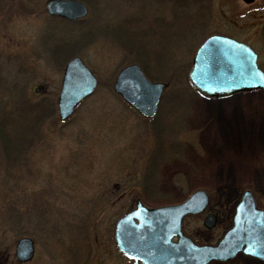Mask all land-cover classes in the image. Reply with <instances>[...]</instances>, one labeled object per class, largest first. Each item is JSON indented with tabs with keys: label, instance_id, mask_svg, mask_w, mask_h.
<instances>
[{
	"label": "rangeland",
	"instance_id": "obj_1",
	"mask_svg": "<svg viewBox=\"0 0 264 264\" xmlns=\"http://www.w3.org/2000/svg\"><path fill=\"white\" fill-rule=\"evenodd\" d=\"M45 1L0 0L1 130L16 138L35 119L41 128L32 147L15 139L11 157L0 147V264H134L117 251L113 225L137 197L157 206L206 190L204 211L182 224L199 244L217 241L243 189L264 210V89L210 98L174 80L156 115L145 119L112 88L118 70L137 56L153 80L188 71L210 33L253 45L264 69L256 27L264 0H83L87 14L75 21L49 15ZM74 55L97 84L64 120L56 98L63 66ZM182 88L179 107L181 94L172 89ZM10 210L21 212L26 225H6ZM208 211L216 216L211 228L202 224ZM43 223L58 233L33 232ZM24 235L35 254L19 261L15 244ZM225 264L262 263L237 254Z\"/></svg>",
	"mask_w": 264,
	"mask_h": 264
},
{
	"label": "water",
	"instance_id": "obj_2",
	"mask_svg": "<svg viewBox=\"0 0 264 264\" xmlns=\"http://www.w3.org/2000/svg\"><path fill=\"white\" fill-rule=\"evenodd\" d=\"M46 10L49 14L76 19L86 14L87 6L81 0H46ZM189 79L201 92L217 97L264 87L263 73L257 67L253 50L244 42L222 34L207 36L197 47ZM96 83L95 75L79 56L69 58L63 67L56 99L58 116L68 117ZM163 87V82L149 80L135 62L120 68L112 82L114 91L144 117L156 114ZM207 199L201 188L174 204L146 206L136 198L135 207L114 224L113 239L117 249L142 264H209L229 261L238 252L264 261L263 210L256 206L249 189L241 193L231 226L215 244H197L182 231V219L201 212ZM214 222L215 215L211 212L203 218L207 228ZM14 254L19 261L30 259L32 238L20 237Z\"/></svg>",
	"mask_w": 264,
	"mask_h": 264
},
{
	"label": "trees",
	"instance_id": "obj_3",
	"mask_svg": "<svg viewBox=\"0 0 264 264\" xmlns=\"http://www.w3.org/2000/svg\"><path fill=\"white\" fill-rule=\"evenodd\" d=\"M17 7L18 6H20L21 7V3L20 2H17ZM140 51V50H139ZM136 52H138V51H136ZM53 53H57V55L58 54H60V51H58V50H55ZM133 53V52H132ZM135 53V52H134ZM133 56H135L134 54H133ZM139 57L137 56L135 59L134 58H132L131 60H133V61H137V62H139L137 59H138ZM128 60H130V59H128ZM190 63V62H189ZM190 66V65H189ZM188 66V67H189ZM184 68V67H183ZM183 68H181L180 70H179V75H175V73L174 74H172V75H170V76H166V77H162L163 78V80H164V82L167 84V86L170 84V83H172L174 80H175V82L176 81H185L186 83H187V86L185 87V88H187V87H189V89H191L194 93H198V94H200L198 91H196L194 88H193V86L189 83V81H188V79H187V71H185ZM184 70V71H183ZM143 71L145 72V74L149 77L150 75L149 74H147L146 73V71L143 69ZM181 80H180V79ZM179 79V80H178ZM162 81V80H161ZM188 89V88H187ZM182 93H179V91L177 92L176 90H174V89H172V92L175 94V95H179V94H181V101L177 104V106H179V104H183L184 103V101L186 100V95H185V90L182 88ZM180 105V106H181ZM177 106H176V108H177ZM179 106V107H180ZM49 112V111H48ZM46 116H47V113L45 112L44 113ZM38 116V115H37ZM37 118V117H36ZM39 124H40V122H39V120L38 119H35L31 124H29L28 125V128H25V129H21L20 131H19V133L16 131V133H18L17 135H16V138H13L11 135H10V133H8V132H2V130H1V126H0V147L2 148L1 149V151H2V153H5L8 157H11V155H12V150H11V148L13 147L12 146V143L13 142H15V139H19L18 141H21V143L19 142V147H21L22 145H24L23 143H26V142H28V145H31V147L32 146H34V142L35 141H38V139H39V131L41 130V128H40V126H39ZM31 130L32 132H31V134H30V136H28V139H27V137L25 136V132H26V130ZM24 131V132H23ZM22 134H24V137H23V135ZM175 152V151H174ZM156 157H158V156H152V162L153 163H156V161H157V159H155ZM4 162H6L7 163V160H3ZM11 162V164L12 165H15L14 163H20V161H14L13 159H11L10 160ZM12 165H11V167H12ZM147 177H149V176H147ZM153 177V176H152ZM150 182H148L147 180H143L142 181V185H144L145 186V188L147 187L146 185H148ZM141 184V183H140ZM149 185H151V184H149ZM148 189H150L149 187H147V190ZM35 207L36 206H34V209H35ZM42 209H43V206L41 207ZM46 208V207H45ZM38 212V211H37ZM42 214H44V212H39V213H37V214H34V215H42ZM7 216H6V220H7V223L8 224H6V225H8V226H13V227H23V225H26V224H24V223H22L21 221H19V219L20 218H22V217H24V215L21 213V212H18V211H14V210H10V211H8L7 212V214H6ZM26 219V218H25ZM47 218H43V220H46ZM77 228V227H76ZM32 230H33V232H35V231H37V232H40V231H43V232H46V235H56L57 233H58V231H57V229L56 230H54L53 231V229L51 228V226L50 225H48V224H45V223H43V224H39V225H35L33 228H32ZM84 232H87V231H84ZM83 231L81 232V234H83L84 233ZM33 234V233H32Z\"/></svg>",
	"mask_w": 264,
	"mask_h": 264
},
{
	"label": "flooded vegetation",
	"instance_id": "obj_4",
	"mask_svg": "<svg viewBox=\"0 0 264 264\" xmlns=\"http://www.w3.org/2000/svg\"><path fill=\"white\" fill-rule=\"evenodd\" d=\"M256 15H257V19H258V22L256 23V27L259 26L260 28V35H262L263 39H264V9L263 10H260L257 14L256 12ZM254 51L256 52V62L258 64V66L260 67V69L263 71L264 73V69L262 68L261 66V57H260V53L257 51V49L252 45Z\"/></svg>",
	"mask_w": 264,
	"mask_h": 264
},
{
	"label": "bare ground",
	"instance_id": "obj_5",
	"mask_svg": "<svg viewBox=\"0 0 264 264\" xmlns=\"http://www.w3.org/2000/svg\"><path fill=\"white\" fill-rule=\"evenodd\" d=\"M233 213V212H232ZM231 216H232V214H231Z\"/></svg>",
	"mask_w": 264,
	"mask_h": 264
}]
</instances>
